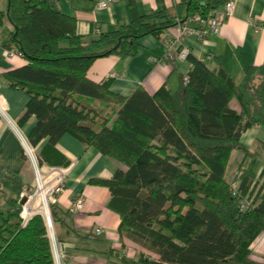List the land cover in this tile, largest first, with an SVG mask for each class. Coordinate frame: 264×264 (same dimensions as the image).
I'll return each instance as SVG.
<instances>
[{"label":"trees","instance_id":"obj_1","mask_svg":"<svg viewBox=\"0 0 264 264\" xmlns=\"http://www.w3.org/2000/svg\"><path fill=\"white\" fill-rule=\"evenodd\" d=\"M224 2L183 0L83 37L75 18L49 0H7L13 32L4 45L26 61L5 74L9 88L28 97L17 124L36 118L26 137L34 148L47 139L39 158L49 166H55V145L68 134L125 168L91 182L110 192L120 241L155 255L140 253L123 259L126 264H264L250 256L264 231V163L240 142L246 130L264 125V64L244 70L242 89L224 69L212 71L188 56L187 81L181 76L174 92L162 86L150 95L138 86L122 96L109 81L87 76L97 59L133 57L141 38L159 37L194 13L212 15ZM232 99L239 112L230 107ZM233 151L244 162L229 182ZM23 190L17 177L0 176V264H54L43 217L25 222ZM51 214L54 222L53 207Z\"/></svg>","mask_w":264,"mask_h":264},{"label":"crops","instance_id":"obj_2","mask_svg":"<svg viewBox=\"0 0 264 264\" xmlns=\"http://www.w3.org/2000/svg\"><path fill=\"white\" fill-rule=\"evenodd\" d=\"M53 8L75 18L76 32L83 37H97L109 25L129 23L135 14L150 10L173 8L183 0H117L105 9H98L100 0H49ZM234 9L226 18L219 34L200 40L183 36L174 45V57L165 55L166 39H177L179 27L167 29L159 37L146 36L139 40L140 47L133 57L106 56L97 59L87 76L95 82L109 81L113 93L128 96L138 86L153 95L162 86L170 92L179 88L180 77L187 76L192 67L188 57L203 62L212 71H227L235 84L242 89L244 70L248 66L264 64V0H232ZM223 5L215 12H220ZM7 0H0V96L7 114L16 123L22 116L28 97L21 90L9 88L5 74L26 64L22 57L8 58L6 42L13 27L6 18ZM180 22L183 20H179ZM259 25L255 27L254 25ZM186 49V58L179 52ZM236 77V78H235ZM230 107L239 112L235 99ZM36 118L31 116L21 127L25 135L34 127ZM240 142L259 154L264 163V125L246 130ZM47 145L43 139L36 147L38 154ZM254 146L257 150H252ZM57 153L52 158L56 167H68L65 189L56 197L54 231L64 249V264H126L123 259L135 258L130 248L135 246L128 239L120 241L119 216L109 209L110 192L92 180H109L118 168L125 169L111 158L86 147L74 137L65 134L55 145ZM237 152V153H235ZM244 156L233 151L226 172V179L233 181ZM231 165L234 170L229 174ZM0 176L17 177L23 186H32L33 174L23 154L21 143L14 132L0 118ZM84 198L83 209L71 212L76 198ZM100 229L96 234L95 230ZM251 259L264 263V231L250 245Z\"/></svg>","mask_w":264,"mask_h":264},{"label":"built area","instance_id":"obj_3","mask_svg":"<svg viewBox=\"0 0 264 264\" xmlns=\"http://www.w3.org/2000/svg\"><path fill=\"white\" fill-rule=\"evenodd\" d=\"M117 0H100L97 3L98 9H105L110 4ZM234 9L232 0H225L223 9L220 12H214L212 15L202 16L199 13L191 14L183 21H177L179 27V37L177 39H166L164 43L165 55L169 59L173 58L175 54L174 45L179 42L183 36H194L200 40H204L210 36L219 34L222 22L230 17ZM259 27V25H254ZM188 51L186 49L179 52L180 58H186ZM6 56L8 58L22 57L16 47L10 46L6 49ZM183 81H187V76L183 77ZM1 88V87H0ZM0 118L3 122L14 132L21 143L23 154L30 164L33 174L32 186L24 188L21 198H25L22 205L25 222L33 215L39 214L43 217L47 229L48 238L51 246V253L54 264H64L63 255L64 249L57 241L54 222L52 219L51 208L56 201V197L65 189L67 177L69 174L68 167H55L42 163L36 149L30 145L26 135L21 127L13 121L7 114L6 107L0 96ZM236 186L233 185L232 190L235 192ZM84 198L79 196L72 203L71 212L77 213L83 209ZM246 205L242 204L241 208ZM100 229H96L95 233L99 234Z\"/></svg>","mask_w":264,"mask_h":264},{"label":"rangeland","instance_id":"obj_4","mask_svg":"<svg viewBox=\"0 0 264 264\" xmlns=\"http://www.w3.org/2000/svg\"><path fill=\"white\" fill-rule=\"evenodd\" d=\"M251 149L252 150H257V148L254 147V146H252ZM235 153H237V152H235ZM233 170H234V165H231V168L229 170V174ZM130 250H131V252L135 253V256H136L135 258H137L140 253H143L145 256L150 257V258H154L155 257V255L153 253H151L150 251H148V250H146V249H144V248H142V247H140L139 245H136V244H135V246H132L130 248Z\"/></svg>","mask_w":264,"mask_h":264},{"label":"water","instance_id":"obj_5","mask_svg":"<svg viewBox=\"0 0 264 264\" xmlns=\"http://www.w3.org/2000/svg\"><path fill=\"white\" fill-rule=\"evenodd\" d=\"M24 202H25V198L23 197V198H21V200H20V205H23Z\"/></svg>","mask_w":264,"mask_h":264}]
</instances>
